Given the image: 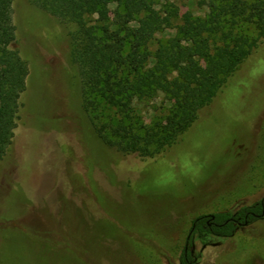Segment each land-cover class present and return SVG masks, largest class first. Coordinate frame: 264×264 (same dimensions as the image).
Here are the masks:
<instances>
[{"label": "rangeland", "instance_id": "obj_1", "mask_svg": "<svg viewBox=\"0 0 264 264\" xmlns=\"http://www.w3.org/2000/svg\"><path fill=\"white\" fill-rule=\"evenodd\" d=\"M154 1L175 4L179 17L150 43L153 53L175 27L210 12L211 0ZM13 12L29 76L0 163V264H180L196 218L264 199V40L178 142L145 160L96 145L72 62L78 26L28 0ZM235 32L259 34L243 20ZM173 106L164 93L134 101L147 126ZM101 109L100 122L117 117ZM194 246L197 264H264V217L230 238L196 236Z\"/></svg>", "mask_w": 264, "mask_h": 264}, {"label": "trees", "instance_id": "obj_2", "mask_svg": "<svg viewBox=\"0 0 264 264\" xmlns=\"http://www.w3.org/2000/svg\"><path fill=\"white\" fill-rule=\"evenodd\" d=\"M15 1L0 0V163L12 152L29 76L28 63L16 47ZM28 2L78 26L72 62L82 81V108L90 118L96 145L145 160L178 142L264 40V0H211L206 17L175 27L176 35L161 43L155 53L149 49L150 43L159 32L174 27L179 17L173 3L161 10L154 0ZM242 20L257 26V38L235 32ZM158 93L174 101L171 113L153 126L141 124L134 101ZM102 107L115 111L117 117L100 122ZM252 212L261 215L262 202L234 214H215L213 220L210 215L196 218L186 241L189 249L185 246L180 264H197L193 253L196 236L233 237L239 228L235 221L254 223L259 219ZM208 222L214 223L212 227Z\"/></svg>", "mask_w": 264, "mask_h": 264}, {"label": "flooded vegetation", "instance_id": "obj_3", "mask_svg": "<svg viewBox=\"0 0 264 264\" xmlns=\"http://www.w3.org/2000/svg\"><path fill=\"white\" fill-rule=\"evenodd\" d=\"M262 202V213H261V215H258V214H255V213H250V215H253V216H255V217H259V219L260 218H262V217H264V199L261 201ZM239 211V210H238ZM236 213V212H235ZM232 214H234V213H232ZM210 216H212V220L214 219V215H210ZM246 219H248V216L246 217ZM236 223L235 224H237L239 227H242V226H247L246 225V223H248V225L249 224H251V223H249L248 221H246L245 223H241V222H237V221H235ZM209 223V225H210V227H212V224H214V223H212L211 224V222H208ZM214 235V234H213ZM215 236H217V235H215ZM217 237H220V236H217ZM225 238V237H224ZM189 239V238H188ZM195 247V246H194ZM194 247H193V253H194V255H195V251H194ZM188 249H189V247L188 246H186V250L188 251ZM197 257V256H196Z\"/></svg>", "mask_w": 264, "mask_h": 264}, {"label": "water", "instance_id": "obj_4", "mask_svg": "<svg viewBox=\"0 0 264 264\" xmlns=\"http://www.w3.org/2000/svg\"><path fill=\"white\" fill-rule=\"evenodd\" d=\"M246 225H248V223H246Z\"/></svg>", "mask_w": 264, "mask_h": 264}]
</instances>
